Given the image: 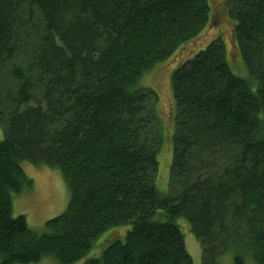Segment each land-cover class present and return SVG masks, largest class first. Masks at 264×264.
<instances>
[{
  "label": "trees",
  "instance_id": "obj_1",
  "mask_svg": "<svg viewBox=\"0 0 264 264\" xmlns=\"http://www.w3.org/2000/svg\"><path fill=\"white\" fill-rule=\"evenodd\" d=\"M213 4L0 0V264H193L180 219L201 264H264V0L221 3L255 91L228 67ZM213 29L170 77L161 193L157 95L139 83ZM24 162L68 189L42 233L12 216V194L31 187Z\"/></svg>",
  "mask_w": 264,
  "mask_h": 264
},
{
  "label": "rangeland",
  "instance_id": "obj_2",
  "mask_svg": "<svg viewBox=\"0 0 264 264\" xmlns=\"http://www.w3.org/2000/svg\"><path fill=\"white\" fill-rule=\"evenodd\" d=\"M213 2L214 10L212 12L221 18L219 28H222V35L220 36L223 39L226 49L228 67L234 76L249 82L252 90L255 91L257 83L250 77L237 45L235 47L233 38L231 37L235 23L234 21L226 20L221 5L223 0H213ZM216 33H219L217 29L206 31L199 41L185 46L178 52L174 59H171V57L167 61L158 63L140 80L139 86L153 90L157 95L155 111L158 117V127L160 132H162V143L157 154L158 172L155 185L161 193L168 192L169 171L172 160V138L175 124L174 118L176 115L170 88L171 74L178 66L175 64L186 60L203 42L212 39ZM205 45L199 50H203ZM3 130V127L0 126V141L4 139ZM22 168L25 176L31 181V187L24 188L18 194H12V216L14 218L24 216L31 230L42 233L47 221L59 216L65 211L69 199L68 189L60 171L56 169H50L44 165L34 166L27 162L22 163ZM177 224L181 229L184 245L193 264H201L200 246L193 235L187 231L188 224L183 219L178 220ZM125 230V228H121V231L124 232ZM85 260L76 264H82ZM38 264L57 263L51 259H45ZM218 264H231L230 256L227 255L220 258ZM246 264L254 263L247 260Z\"/></svg>",
  "mask_w": 264,
  "mask_h": 264
}]
</instances>
